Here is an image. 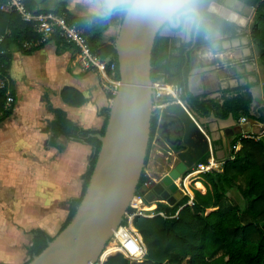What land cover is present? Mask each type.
<instances>
[{
  "label": "trees",
  "instance_id": "trees-1",
  "mask_svg": "<svg viewBox=\"0 0 264 264\" xmlns=\"http://www.w3.org/2000/svg\"><path fill=\"white\" fill-rule=\"evenodd\" d=\"M99 1L104 15L102 17H79L66 10H56L54 14L65 15L71 24L83 30L93 53L116 63L117 79L120 80L115 48L117 38L108 41L105 35L112 26H121L126 11L118 7L110 11L107 0ZM238 1L246 7L256 9L249 34L264 79V0ZM3 2L4 0H0V5ZM23 2L28 10L37 15L49 13L38 10L36 0ZM200 3L203 23L199 31L192 30V42L177 47L176 39L161 34L157 36L152 52V82L155 84L163 81L165 84L182 88V101L198 117L208 118L214 115L225 120L233 116L237 121L247 118L263 124L264 110L260 112L259 118L251 115V105L254 102L251 86L238 89L237 96L226 99L224 103L196 96L190 91L193 52L198 48L221 44L222 41L215 38L217 32L229 39L243 34L241 28L232 23L226 14L212 11V7L221 5L222 0H200ZM182 28L183 25L179 31ZM39 40L40 35L33 23L24 22L17 13H5L0 10V78L8 83L7 90L0 92V125L12 118L15 111V91L11 81L13 52L32 55L50 43L67 44L61 37L54 35L47 43L25 48L26 43H38ZM8 92L14 98L10 107L7 106ZM76 94L78 96L79 93ZM45 99L48 110L55 117L47 127L48 133L51 134L48 146L63 152L64 147L58 141L64 137L92 148L88 169L83 176L82 195L70 202L69 216L60 231L62 232L74 219L86 194L102 148L97 136H104L106 133L110 108L103 114L105 123L100 131L85 130L72 122L66 112L53 108L46 97ZM113 99L114 96H110V100ZM73 104L77 107L82 105L75 102ZM160 118L161 112L155 111L151 122L146 168L152 145L160 133ZM238 145H241L239 151L236 149ZM208 160L209 155L202 163H208ZM193 172L189 171L188 174ZM201 176L203 179L198 182L206 188V193L195 191L193 206H186L190 198L185 197L174 207L158 205L155 213H163L166 218L158 216L152 219H135L133 228L139 231L148 249V257L142 264H264V136L240 137L233 145L231 158L225 162L221 172L211 171ZM149 182L150 179L144 171L137 196L141 195V188ZM182 207L184 208L180 211ZM128 212L131 214L134 210L130 208ZM31 235L32 246L28 250L30 261L27 264L42 254L54 240L41 229L32 231ZM117 253L118 251L109 254L104 263L131 264L122 255L116 256Z\"/></svg>",
  "mask_w": 264,
  "mask_h": 264
},
{
  "label": "crops",
  "instance_id": "crops-1",
  "mask_svg": "<svg viewBox=\"0 0 264 264\" xmlns=\"http://www.w3.org/2000/svg\"><path fill=\"white\" fill-rule=\"evenodd\" d=\"M36 2L38 10L49 13L66 10L79 17L104 16L99 0ZM119 2L107 0L108 9L114 10L117 7L110 6ZM212 11L226 14L243 34L229 39L217 32L215 38L221 40V44L196 52L189 89L196 96L224 103L237 96L238 89L251 86L254 97L251 115L259 118L264 110V79L249 34L256 9L246 7L238 0H222L221 5L212 7ZM117 28L112 26L106 33L108 41L117 38ZM192 30H186L184 26L180 31L168 28L165 34L176 39L178 47L192 42ZM13 57L11 81L15 91V111L12 118L0 125V167L11 168L8 171L0 168V177L6 184H12L13 178H20L21 200L16 198V188L7 185L3 189L0 184V264H27L30 261L28 250L32 246L31 232L41 229L53 238L60 233L63 226L60 227L62 216L58 207L61 200L69 199L70 206L72 200L82 195L83 176L92 154L89 145L64 137L58 141L64 147L63 152L48 146L51 134L47 127L55 117L48 110L45 97L53 108L66 112L68 118L83 129L100 131L105 123L103 114L111 107L112 95L106 92L96 73L83 71L77 51L69 44L50 43L32 55L14 51ZM74 102L82 105L77 107ZM197 118L201 132L211 138L210 149L219 164L231 158L233 145L240 137L264 136V123L258 121L247 119V123H242V118L237 121L230 116L222 120L214 115ZM194 134L189 140L195 147H200ZM160 135L156 137V151L161 154L159 149H164L160 147ZM240 149L241 145H238L237 151ZM172 161L168 172L178 163L175 159ZM17 213L24 215V220L18 219Z\"/></svg>",
  "mask_w": 264,
  "mask_h": 264
},
{
  "label": "water",
  "instance_id": "water-1",
  "mask_svg": "<svg viewBox=\"0 0 264 264\" xmlns=\"http://www.w3.org/2000/svg\"><path fill=\"white\" fill-rule=\"evenodd\" d=\"M181 27L182 24L156 25L150 19L135 18L126 12L115 43L121 85L111 103L106 133L97 136L102 148L86 194L71 223L29 264H96L114 231L125 224L146 169L151 122L155 116L153 48L159 34L166 36V29L179 31ZM200 51L202 48L192 54V68L196 52ZM186 108L190 114L180 105L167 106L166 115L160 118V131L167 127L163 123L167 117L185 124L188 149L177 154L179 164L152 185V191L146 186L141 188L149 204L164 201L174 207L180 202L184 196L177 182L210 152L211 138L200 132L199 119ZM193 132L199 133L200 147L189 141ZM154 194L159 198L155 199Z\"/></svg>",
  "mask_w": 264,
  "mask_h": 264
},
{
  "label": "built area",
  "instance_id": "built-area-1",
  "mask_svg": "<svg viewBox=\"0 0 264 264\" xmlns=\"http://www.w3.org/2000/svg\"><path fill=\"white\" fill-rule=\"evenodd\" d=\"M0 10L5 13H17L20 15L24 22L33 23L37 30V33L40 35V40L38 43H26L25 48H31L34 46H38L40 44L47 43L54 35H58L63 40L66 41L67 44L71 45L77 51L78 63L83 69V71L94 72L96 73L103 82L104 89L107 93L114 96L118 93L120 88V80L117 79V65L110 59L104 60L101 57L95 55L92 51V48L89 44L88 38L86 37L83 30L79 29L77 25L71 24L65 15H59L54 13L49 14H35L27 9L23 0H4V2L0 5ZM7 81L3 78H0V92L7 90ZM153 88L156 92V103L154 105L155 111H160L163 113L165 108L171 105H180L184 109L186 108V104L182 101L181 95L183 93L182 88L176 85H168L163 83H155L153 84ZM167 102V103H164ZM14 103V98L7 93V106L10 107ZM164 103V104H163ZM186 110V109H185ZM242 123H247V118L241 119ZM250 137V136H248ZM237 149V148H236ZM224 163H217L212 150L210 149V155L208 163L198 164L196 167L198 168L197 172L200 173V176L211 172L217 171L221 172ZM195 172V171H194ZM193 172V173H194ZM193 173H190L193 174ZM189 174L183 176L178 182L177 185L179 190L183 194L184 198L189 197L190 202L186 206H193L194 193L193 196L189 193L188 188L186 187V180L190 176ZM196 177L192 181L198 179ZM152 183H147L145 186H152ZM192 183L190 184L191 187ZM190 189V188H189ZM139 203L140 206H143L146 202L144 195H138L134 199L131 204V209H138L141 212L143 208L140 206H135L136 203ZM163 205H168L167 202L161 201ZM184 206V207H186ZM182 207L180 211L184 208ZM179 213V212H178ZM177 213V215H178ZM139 216L135 210L133 213H127L125 216V224L122 227L118 228L113 233V237L109 242L108 246L114 243L119 252L117 255H122L126 260L131 264H142L146 261L148 257V249L144 243V240L139 233V231L135 228V230L131 229L130 224L132 223L134 226V221L136 218L145 217L143 214ZM164 217L165 214L160 213L156 214L155 217ZM177 217V216H176ZM147 218V217H145ZM107 246V247H108ZM106 263V262H105ZM102 261V256L99 258L96 264H105Z\"/></svg>",
  "mask_w": 264,
  "mask_h": 264
},
{
  "label": "clouds",
  "instance_id": "clouds-1",
  "mask_svg": "<svg viewBox=\"0 0 264 264\" xmlns=\"http://www.w3.org/2000/svg\"><path fill=\"white\" fill-rule=\"evenodd\" d=\"M110 7L125 10L135 18H147L156 25L182 24L199 31L203 23L200 0H120Z\"/></svg>",
  "mask_w": 264,
  "mask_h": 264
},
{
  "label": "rangeland",
  "instance_id": "rangeland-1",
  "mask_svg": "<svg viewBox=\"0 0 264 264\" xmlns=\"http://www.w3.org/2000/svg\"><path fill=\"white\" fill-rule=\"evenodd\" d=\"M119 29H120V26H118V28H117V32H118V34H119ZM118 37V36H117ZM157 83H163V81H160V82H157ZM7 127V126H6ZM160 137H161V139H160V147L161 148H163V149H165V150H167V151H169V149L166 147V145H165V143H164V141H163V139H162V136L160 135ZM159 137V138H160ZM157 140L155 139V141H154V143H153V145H152V149H151V153H150V156H149V163H148V166H147V168L145 169V174L149 177V179H150V183H153L154 181H155V184H157V181L158 180H161V177H162V175H164V174H166V172H168L167 170L169 169L168 167H169V164L171 163V164H173L172 162V160H169L168 161V159H167V157H168V155H166V153H165V150H161V149H159V152H161V154L160 153H158L157 151H156V149H158V146H157ZM0 159H1V156H0ZM172 159V158H171ZM178 162V160H176L175 159V163H177ZM9 167V166H8ZM1 169H4L5 171H8L9 170V168H11V167H9V168H5V167H0ZM197 170H198V168L196 167V168H194V169H192L191 171H195L193 174H195L196 173V175H194V176H192L193 174H191L190 176H191V178H189L187 181H186V187L188 188V190H189V193L193 196V193L195 192V191H199V192H202L203 194H205L206 193V188L205 189H203V190H199L198 189V187H197V182H198V180H202L203 179V177L202 176H200V173L199 172H197ZM0 174H2V172L0 171ZM1 176V175H0ZM197 176H199V178L198 179H196L195 181H192V179L193 178H196ZM153 179H155V180H153ZM11 180H13L12 181V184L11 183H7L6 184V182H5V180L2 178V177H0V184H2V188L4 189L5 188V186H12L13 188H16V190H15V194L17 195V199L20 201L21 199H20V197H21V183H20V178L19 177H16V178H13V179H11ZM188 183V184H187ZM192 183V185H191V187H190V184ZM204 187V186H203ZM190 188V189H189ZM14 192V191H13ZM193 192V193H192ZM159 204H162L161 202H154L153 204H149L147 201L145 202V204L143 205V206H140L139 205V203L137 202L136 204H135V206H140L141 208H143L142 210L144 211V212H141L140 210H138V209H133V210H135V212L139 215V216H141L140 214H143L145 217H147L146 219H152V218H155V215H156V210H157V207H158V205ZM152 207H155L154 208V210H146L145 208H152ZM58 209H59V211H60V213H61V216H62V221H61V223H60V227H62L63 226V224H64V222H65V219L69 216V199L68 200H66V199H63V200H61V204H60V206L58 207ZM66 213H67V217H65L66 216ZM2 215L0 214V217H1ZM16 217L18 218V219H22V220H24V218H25V216L24 215H20L19 213H17L16 214ZM65 217V218H64ZM145 217H141V218H145ZM64 218V219H63ZM26 232H28V231H26ZM28 235V234H27ZM116 256H117V254H116ZM106 257H107V255H106Z\"/></svg>",
  "mask_w": 264,
  "mask_h": 264
},
{
  "label": "flooded vegetation",
  "instance_id": "flooded-vegetation-1",
  "mask_svg": "<svg viewBox=\"0 0 264 264\" xmlns=\"http://www.w3.org/2000/svg\"><path fill=\"white\" fill-rule=\"evenodd\" d=\"M169 106H173V105L169 104ZM164 115H166V113L163 111V113H161V116H164ZM163 123L166 124L167 127L164 128L163 130H161L160 133H161L162 139H163L166 147L169 149V151L164 149L166 155H168L167 159H168V161L174 160V159L178 160L177 154L179 152H184L188 149V147L186 146L187 142L185 141V137H184L185 136V124L181 120H178V119H175L172 117H167L163 121ZM194 133H195L194 134L195 139H196V141H198L199 140L198 139L199 133L198 132H194ZM202 149L204 150L205 147H203ZM209 154H210V152L207 155H209ZM206 156H204L198 164H201L202 160ZM179 162L180 161L178 160V163L175 166H177L179 164ZM198 164H196L194 166V168H196V166ZM151 185H154V184H151ZM148 188H150L149 191H152L151 186H148ZM154 198L158 199L159 197L156 194H154Z\"/></svg>",
  "mask_w": 264,
  "mask_h": 264
},
{
  "label": "bare ground",
  "instance_id": "bare-ground-1",
  "mask_svg": "<svg viewBox=\"0 0 264 264\" xmlns=\"http://www.w3.org/2000/svg\"><path fill=\"white\" fill-rule=\"evenodd\" d=\"M186 109V111L189 113V111H188V109L187 108H185ZM190 114V113H189ZM194 175H196V173L195 174H193L192 176H194ZM189 178H191V176H189L188 178H187V180L189 179ZM186 180V181H187ZM188 184V183H187ZM197 185V187H198V189L199 190H203L204 189V187L200 184V183H197L196 184ZM154 208L155 207H152V208H145L146 210H154ZM143 211V210H142ZM130 227H131V229H133L134 230V228H133V225H132V223L130 224ZM119 252V250H118V248H117V246L114 244V243H112V244H110L107 248H106V250L104 251V253L102 254V261L103 262H105V260H106V255L108 256L109 254H112V253H115V252Z\"/></svg>",
  "mask_w": 264,
  "mask_h": 264
}]
</instances>
